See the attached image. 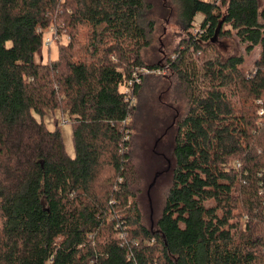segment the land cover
<instances>
[{
	"label": "trees",
	"instance_id": "trees-1",
	"mask_svg": "<svg viewBox=\"0 0 264 264\" xmlns=\"http://www.w3.org/2000/svg\"><path fill=\"white\" fill-rule=\"evenodd\" d=\"M160 2L184 35L146 64L151 1L0 0V264H264V5ZM58 20L68 43L44 63ZM219 25L258 48L248 73L211 42ZM151 72L170 75L171 113L142 116L145 139L167 123L152 153L171 184L146 224L134 197L155 163L135 166L129 123ZM48 111L71 124L73 158Z\"/></svg>",
	"mask_w": 264,
	"mask_h": 264
},
{
	"label": "rangeland",
	"instance_id": "rangeland-1",
	"mask_svg": "<svg viewBox=\"0 0 264 264\" xmlns=\"http://www.w3.org/2000/svg\"><path fill=\"white\" fill-rule=\"evenodd\" d=\"M153 3L155 9L154 17V31L151 34V46L149 49L143 51V59L146 64H150L162 59V57H168L172 50L176 47L178 41L183 37V32L180 31L177 23L176 13L172 10L171 16L167 17L165 11L161 8L162 3H158L159 0H147ZM212 1V0H204ZM264 5V0H260V8ZM167 18V19H166ZM202 21V15L197 14L195 17V24L192 30V33H196L199 28V23ZM64 28V22L62 20L56 21L55 24H51L47 29H43V49L41 52V60L46 63L49 59H55L58 55V48L56 46L68 43V35L65 34L66 30ZM228 29L223 27L222 30ZM61 31L60 33H56ZM229 37H220L217 39L216 48L223 55V57H229L232 55H241L243 57V64L241 69L248 73L253 67V63L258 59L259 50L255 48L254 50L248 52L246 50V43L240 42V40L231 32ZM211 51V50H210ZM49 52V54H48ZM196 62L200 60L194 56ZM36 60H40L39 57H36ZM159 71V70H158ZM250 72V71H249ZM158 73L153 72L148 76L152 80H146L140 96L136 101V110L131 117V139L133 141L132 151H134V161L135 166L140 167V171H144L145 167H141L143 163L147 160V156H142L145 151V154H149L152 157V162H154V168L151 170V164L147 166V173L141 176V185L140 189L138 184H135L139 189L138 192H135V201H137L141 211L145 213L146 219L144 220L147 224L151 217L155 218V213L161 204L165 200V196L171 184V174L164 173V170H161L156 166L158 163L161 164L160 159L163 161V158L157 157L152 153L155 146V141L163 133L164 129L167 127L165 121L161 123L160 128L153 132L151 137L146 138L144 136V129L147 127V116L143 117L146 113L145 109L152 111L153 116H166L170 114L171 111L168 107L170 104L172 89L169 88L170 79L168 74L161 73V77H158ZM146 75V74H144ZM148 78V77H146ZM156 83H154V81ZM169 89V90H168ZM185 108L183 109V111ZM143 113V116H142ZM38 120L39 117L35 116ZM146 118V119H145ZM59 111H48L42 118V122L46 128L50 131L55 130L56 123L62 137L63 145L65 152L68 157L73 158L75 156L73 143H72V126L69 123L63 121ZM130 121H127L130 122ZM156 151H158L156 149ZM147 152V153H146ZM151 162V163H152ZM162 167V166H161ZM146 171V170H145ZM150 197V200H149Z\"/></svg>",
	"mask_w": 264,
	"mask_h": 264
},
{
	"label": "built area",
	"instance_id": "built-area-1",
	"mask_svg": "<svg viewBox=\"0 0 264 264\" xmlns=\"http://www.w3.org/2000/svg\"><path fill=\"white\" fill-rule=\"evenodd\" d=\"M145 72L146 73H150V72H147V71H145ZM151 73H153V72H151ZM245 75H246V73H245ZM134 81L136 83H139L140 82L138 78H135ZM262 113H263V111L260 112V114H262ZM259 177L261 178V181H260V184H259V194H261V195L264 196V170H262L260 172V176Z\"/></svg>",
	"mask_w": 264,
	"mask_h": 264
},
{
	"label": "water",
	"instance_id": "water-1",
	"mask_svg": "<svg viewBox=\"0 0 264 264\" xmlns=\"http://www.w3.org/2000/svg\"><path fill=\"white\" fill-rule=\"evenodd\" d=\"M220 29V25L218 26L217 30L215 31L212 39H211V42L214 43L216 40H217V35H218V30Z\"/></svg>",
	"mask_w": 264,
	"mask_h": 264
}]
</instances>
